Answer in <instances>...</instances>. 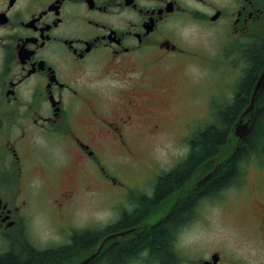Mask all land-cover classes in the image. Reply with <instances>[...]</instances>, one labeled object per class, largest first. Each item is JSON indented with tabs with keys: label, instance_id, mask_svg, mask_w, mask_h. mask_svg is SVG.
<instances>
[{
	"label": "flooded vegetation",
	"instance_id": "af4514ba",
	"mask_svg": "<svg viewBox=\"0 0 264 264\" xmlns=\"http://www.w3.org/2000/svg\"><path fill=\"white\" fill-rule=\"evenodd\" d=\"M258 46L264 52V0H0V258L27 245L37 253L59 254L22 264H117L109 257L111 249L131 246L167 221L233 159L248 136L261 110L264 85L253 109L241 116L264 73V60L228 124L224 143L200 162L198 176L193 177L194 170L139 218L124 222L126 215L137 213L142 199L154 195L159 178L185 161L195 135L218 123L251 66L248 54ZM210 58L223 60L231 72V98L211 95L212 117L190 125L182 141L187 154L170 170L154 172L140 189L142 182L125 175L124 165L108 164L110 151L137 157L132 145L141 130L152 133L163 121L154 102L157 92H163L160 104L172 100L162 89L167 87H161L172 82V69ZM239 119L251 121L246 137L196 187L232 144ZM262 141L261 148L239 160L231 181L203 193L189 215L170 226L164 257L139 245L120 264H264V132ZM72 160L74 177L96 169L111 185L115 215L75 219L67 213L42 226L43 238L29 234L25 179L36 173L53 178V184ZM26 184L30 187L29 179ZM80 187L76 182L59 190L56 210L67 208ZM228 189H235L231 212L240 223L212 218ZM198 216V234L184 236Z\"/></svg>",
	"mask_w": 264,
	"mask_h": 264
},
{
	"label": "rangeland",
	"instance_id": "374dc122",
	"mask_svg": "<svg viewBox=\"0 0 264 264\" xmlns=\"http://www.w3.org/2000/svg\"><path fill=\"white\" fill-rule=\"evenodd\" d=\"M230 73L227 72L223 60L221 63L219 61L214 63L212 58L188 66L174 67L170 73L172 82L164 81L165 85H161L167 87L162 89L169 93L172 100L166 105L160 104L163 96L161 91H158L154 97L157 110L160 111L163 119L161 126L152 133L141 130V134L132 145L137 157L131 159L125 151H110L108 164L114 167L118 165V169L124 165L121 170L125 175L142 182L140 189L146 183L144 180L152 179L154 172L158 175L162 171L170 170L187 154V148L182 141L189 133L190 125L197 126L200 120L212 117L208 111L211 95L224 99L225 93L226 101L231 98L233 93L229 91V77H232ZM217 101L224 103V100L217 99ZM73 168L76 169L74 160L71 161L68 171L56 173L53 184L51 183L53 178H43V175L35 173L28 178L31 185L29 184L30 187L27 188L28 179H25V199L28 201L25 207V221L29 226V234L43 238L45 228L42 226L49 225V221L56 218H64L67 213H72V218L75 219L90 217L99 219L115 215L116 212L111 208L114 192L111 185L96 173V169L87 175L74 177ZM200 171L201 168L196 169L193 177L198 176ZM76 182L81 186L77 197L68 202L67 208L57 211L54 199L59 190ZM235 194V189L225 190L223 198L217 201L215 207L217 211L212 216L213 219L218 220L216 223L221 221L226 224L232 219L234 223H240L241 220H235L231 212L232 204L236 199ZM209 209H212V206L208 207ZM199 218L201 217L198 216L197 221L183 233L184 236L198 234Z\"/></svg>",
	"mask_w": 264,
	"mask_h": 264
},
{
	"label": "trees",
	"instance_id": "16d2710c",
	"mask_svg": "<svg viewBox=\"0 0 264 264\" xmlns=\"http://www.w3.org/2000/svg\"><path fill=\"white\" fill-rule=\"evenodd\" d=\"M263 53L264 52L261 47L258 46L248 54L251 66L244 74L234 101L220 112L217 121L218 123L208 125L204 131L195 135L193 138V148L189 156L177 167L159 178L154 195L152 197H145L142 199L137 213L134 215H126L124 217L125 223L132 222L139 218L146 211H148L153 204L162 200L172 188L182 184L190 176V174L196 170L204 158L214 153L217 146L224 143L228 124L239 107H241L247 99L255 72L264 60ZM262 102L261 110L257 115L248 136L235 153L233 159L227 163L217 175L209 179L208 182L195 193V195L184 201L180 208L175 210L167 221L153 227L146 237L134 241L132 245L127 248L111 249L109 251V257L111 260L120 264L123 258L129 252L135 250V248L139 245L149 247L151 250L158 252L161 257H164L165 254H167L170 244L171 225L188 216L193 208L194 202L203 193L219 190L231 181L233 177L237 175L239 160L245 157L251 149H259L263 145L262 134L264 132V100ZM17 250L18 251H13L1 257L0 264H22L23 261L27 262L52 259L59 254L53 252L37 253L33 249L27 247V245H25L24 249L21 246H18Z\"/></svg>",
	"mask_w": 264,
	"mask_h": 264
},
{
	"label": "water",
	"instance_id": "95a60500",
	"mask_svg": "<svg viewBox=\"0 0 264 264\" xmlns=\"http://www.w3.org/2000/svg\"><path fill=\"white\" fill-rule=\"evenodd\" d=\"M264 85V73L261 74L260 79L256 85V89L253 95V98L251 99V104L249 107L244 111L241 117H245L247 113L253 109L254 104L257 102L258 92L260 88ZM250 119H239L235 126L233 127V137H232V144L224 151L222 152L216 159H215V166L214 168L207 173L203 178L198 180L195 184L196 187L202 185L208 178H210L212 175H214L220 168V165L224 163L233 153V150L235 149V146L242 141L250 128Z\"/></svg>",
	"mask_w": 264,
	"mask_h": 264
}]
</instances>
